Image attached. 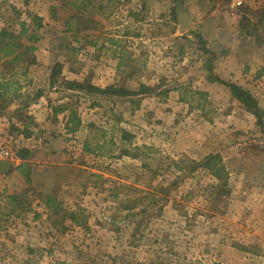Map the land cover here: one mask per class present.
I'll return each mask as SVG.
<instances>
[{
    "label": "rangeland",
    "instance_id": "obj_1",
    "mask_svg": "<svg viewBox=\"0 0 264 264\" xmlns=\"http://www.w3.org/2000/svg\"><path fill=\"white\" fill-rule=\"evenodd\" d=\"M4 1L0 30L18 34L24 24L20 41L38 40L37 65L19 61L1 80L25 94L44 88L49 65L63 58L49 55L64 51L65 74L48 94L71 104L84 128L61 131L55 147L42 136L23 143L34 147L30 186L16 171L0 178V195L26 191L31 199L18 216L6 209L0 264H264V124L218 83L248 90L264 122V0L236 12L224 0H90L87 8L72 0ZM183 5L193 6L192 23L180 29ZM34 16L42 18L39 27ZM197 35L208 53L198 49ZM66 81L157 89L108 97L68 90ZM190 90L208 99L192 100ZM18 98L0 109V152L11 155L22 146L17 127L34 125ZM122 130L133 138L122 141ZM84 139L89 147L104 141L106 154L85 153ZM213 154L228 173L220 191L194 166ZM39 193L81 212L84 225L48 219Z\"/></svg>",
    "mask_w": 264,
    "mask_h": 264
},
{
    "label": "trees",
    "instance_id": "obj_2",
    "mask_svg": "<svg viewBox=\"0 0 264 264\" xmlns=\"http://www.w3.org/2000/svg\"><path fill=\"white\" fill-rule=\"evenodd\" d=\"M198 1H208V0H198ZM90 0H72L70 5L77 6V7H84L87 8L89 6ZM80 4V5H79ZM72 20L73 18L70 17ZM33 24L37 27L41 25V19L34 16L31 19ZM74 20V19H73ZM67 32L72 31L71 24L66 23ZM245 28V26H242ZM27 33V29L24 24H21V29L18 34L14 32L8 31L6 28H2L0 30V109H4L7 107L11 100L12 96L18 98L16 92H18L17 88L12 89L11 84H8L5 81L1 80V76L5 72V68L11 67L14 68L15 64L19 61L23 62L22 66L25 68L29 66H34L36 63L35 58L33 57V53L36 50L35 43L37 42V37L29 36L30 45H24L20 41V37ZM196 38L198 39V49L204 53H208L207 49L205 48V41L200 35H197ZM75 40V39H74ZM76 42V40H75ZM74 48L71 49L73 51ZM63 68V64L56 63L52 66L49 76V85L51 87L54 86L56 83L57 78L61 75ZM25 74V73H23ZM22 74V75H23ZM24 76V75H23ZM17 83V81H15ZM221 85L226 87L229 91L230 96L237 101L245 111L250 113L255 119L257 125L262 128L263 127V113L258 106L256 99L252 96V94L233 83L218 81ZM66 89L68 90H79L81 92L95 94V95H102L108 97H127V96H143L145 94H154L153 92L157 89L156 86L150 87L147 85H140L137 91H128L123 88H118L113 85L107 86L105 88H98L95 86L90 85L89 83L83 82H76V81H66L64 83ZM191 95V99L195 96H198L201 100L206 102L208 99L207 92L201 91H188ZM41 95V92H37L32 96L30 99L28 96L25 97L22 103L23 108H27L32 102L37 100ZM180 101L186 102L184 98H181ZM3 105V106H2ZM197 109H202V106L197 104ZM54 113L56 112H69L68 119L65 124L66 133H74L76 132L80 125L81 121L77 116V112L68 107H57L54 108ZM17 130V129H16ZM103 133V132H102ZM24 138H29L31 133L27 130L22 131L21 133ZM133 138L131 134L127 131L122 130L120 133V139L122 141H130ZM105 142L101 141V143H96L95 147H89L87 141L83 143V151L87 154H98L100 156H104L106 153L102 152ZM127 152L123 151L122 155H126ZM15 159L18 161L10 162L7 160L0 159V174L7 175L12 171H16L23 179L24 184L30 186L32 183V166L33 164L30 162L32 157V152L30 149L25 147H18L14 153ZM195 167L202 168L206 172L212 176V178L216 181V188L218 191L223 190L226 187V181L228 177V173L222 163V159L219 155L213 154L206 156L202 161L195 163ZM222 192V191H221ZM38 197L40 199L41 205L44 207L46 212L48 213V219L52 217H60L61 221L68 220L72 225L81 226L84 225L85 221L82 217L81 212L71 211L68 212L62 208V204L56 199V197L51 196L49 194H42L39 193ZM4 199V206L0 203V230L2 228V220L6 218V209H9L8 214H16L17 216L26 208H30L31 206V199L27 197V192L21 193H13L8 195H0V201ZM26 205V206H25ZM8 216V215H7ZM38 215H35L37 218Z\"/></svg>",
    "mask_w": 264,
    "mask_h": 264
},
{
    "label": "crops",
    "instance_id": "obj_3",
    "mask_svg": "<svg viewBox=\"0 0 264 264\" xmlns=\"http://www.w3.org/2000/svg\"><path fill=\"white\" fill-rule=\"evenodd\" d=\"M190 1H192V0H190ZM4 2L1 4V0H0V5H6L7 4L6 1H4ZM24 3L27 5L29 3V0H24ZM201 7L209 8V7H211V5H201ZM180 9L181 10L180 11L178 10V12L186 14L188 16L190 22L192 23L191 11L193 10V6L183 5V6L180 7ZM209 9H211V8H209ZM178 12H177L178 24L180 26V22H179V18L180 17H179ZM38 18H40L41 22H42V18L41 17H38ZM66 47H68V46H66ZM36 48H37V46H36ZM63 49H65V47ZM36 50H35V54L34 55L37 54ZM65 54H67V53H65ZM59 55L61 57H63L61 60L57 58V60L53 61L51 65H49L50 64L49 62H45L44 63V68L47 70V66L48 65L52 68V66L55 65L56 63H61V64H63L62 73H61V75L63 76V73L65 74V67H64L65 61L64 60L66 59V56L64 55V51H63V54H62L61 50L60 51L58 50V52L52 51L51 54L49 55V58H51V57L53 58V57H56V56L59 57ZM34 58H35V56H34ZM36 65H37V60H36ZM51 68L49 70L48 80H47V83H46L44 88H38V89L32 90L31 91L32 93L28 92L26 94H25V91L20 92V90H18V94H22V95H19V97L20 96H22V97L18 98L19 101L17 102L19 104V108H23L22 107V103H23V100L25 99V97L27 95L31 99L34 94H36L39 91L41 92V95H40V97L37 100L32 102L27 108H24V110H27V109L28 110H30V109L32 110L31 111V113H32L31 116L32 117L30 115L29 116H30V118L32 119V121L34 123L33 128L30 129L27 125L23 126L22 124H21V126L17 127V131H19V135L21 136L20 139L22 140V146L21 147L28 148V149H30L31 152L34 151V147L32 149V147H30L29 144H24L23 145V143H25L26 141H30L31 139H34L35 142H37V140L42 136L44 138L46 137L45 139H47L49 141V146H54L55 147L57 145V140H58L57 137H59L58 134H60L61 131L64 132V134L73 135V134H76L77 132H81L82 129L84 128V122H83L82 118L77 114V116L79 117V119L81 121V125H80L79 129L76 132H74V133H66L67 131L65 129V124H66V121L68 119L69 112L66 111V112H56V113H54L53 110H54V108H57V107H68V108H72V109H74V107H72L71 104H68L66 102H62L60 100L59 101L52 100L50 95L48 94L49 91L53 90L52 87L49 85L50 84L49 83V76H50ZM38 69H41V67H39ZM35 70H37V68ZM66 74H68V73H66ZM111 84H114V83L105 84V85H99L98 83H96L94 85L92 84V86H95V87H98V88H105L107 86H110ZM113 86L116 87V85H113ZM45 90H47V92ZM14 99L15 98H13L11 100L12 102H10L8 107L11 106L10 108H13V104H14V101H15ZM16 108H18V107H16ZM74 110L76 111V109H74ZM2 116H4V114H1V111H0V117H2ZM90 126H94V125L90 124ZM94 128H95V126H94ZM25 130L26 131L28 130L31 133V136L29 138H27V139L24 138L23 135L21 134L22 131H25ZM85 139H84V141H85ZM96 143H101V141H97ZM96 143L94 144V147H95ZM82 146H83V143H82ZM9 155H10V157H9ZM8 157L10 158V159H8V160H10V162H18L15 159V156H14L13 153H12V155L8 153ZM8 157H6L5 159H1V160H7ZM7 176L0 174V178L1 179H3L4 177H7Z\"/></svg>",
    "mask_w": 264,
    "mask_h": 264
},
{
    "label": "built area",
    "instance_id": "obj_4",
    "mask_svg": "<svg viewBox=\"0 0 264 264\" xmlns=\"http://www.w3.org/2000/svg\"><path fill=\"white\" fill-rule=\"evenodd\" d=\"M229 10L232 12L239 11L241 9H244L252 3V0H224ZM8 157V153L1 151L0 152V159H5Z\"/></svg>",
    "mask_w": 264,
    "mask_h": 264
},
{
    "label": "water",
    "instance_id": "obj_5",
    "mask_svg": "<svg viewBox=\"0 0 264 264\" xmlns=\"http://www.w3.org/2000/svg\"><path fill=\"white\" fill-rule=\"evenodd\" d=\"M179 14V22H180V29H184L185 27H187L188 25H190V20L188 18V16L184 13L178 12Z\"/></svg>",
    "mask_w": 264,
    "mask_h": 264
}]
</instances>
